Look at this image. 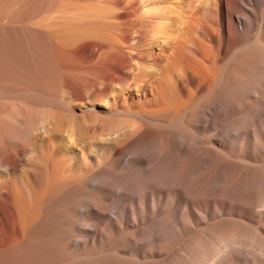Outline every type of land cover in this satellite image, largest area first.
<instances>
[{
    "label": "bare ground",
    "instance_id": "bare-ground-1",
    "mask_svg": "<svg viewBox=\"0 0 264 264\" xmlns=\"http://www.w3.org/2000/svg\"><path fill=\"white\" fill-rule=\"evenodd\" d=\"M0 264H264V0H0Z\"/></svg>",
    "mask_w": 264,
    "mask_h": 264
},
{
    "label": "rangeland",
    "instance_id": "rangeland-1",
    "mask_svg": "<svg viewBox=\"0 0 264 264\" xmlns=\"http://www.w3.org/2000/svg\"><path fill=\"white\" fill-rule=\"evenodd\" d=\"M90 136V135H89ZM89 137L88 136H86V137H84L83 138V141H85V142H83V143H85L86 144V142H87V144H89L90 142L92 143L93 142V140L91 139V138H93L92 136H90V138L88 139ZM87 139V140H86ZM94 139V138H93ZM82 143V142H81ZM81 144V145H83V147H86L84 144ZM90 143V144H91ZM92 149V148H91ZM94 149V148H93ZM63 160L65 161V163H66V167H64V169H65V174L66 173H68V171L69 170H71V168H76L74 165L76 164L79 168L83 165V162L82 161H80L79 159H77V156H76V154H74V153H67V154H65V157H63ZM65 163L63 162V164L65 165Z\"/></svg>",
    "mask_w": 264,
    "mask_h": 264
}]
</instances>
